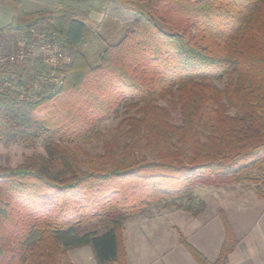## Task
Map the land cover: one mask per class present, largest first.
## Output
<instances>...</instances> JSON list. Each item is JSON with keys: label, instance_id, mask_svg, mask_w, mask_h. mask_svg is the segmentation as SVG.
<instances>
[{"label": "trees", "instance_id": "trees-1", "mask_svg": "<svg viewBox=\"0 0 264 264\" xmlns=\"http://www.w3.org/2000/svg\"><path fill=\"white\" fill-rule=\"evenodd\" d=\"M1 1L0 145L45 154L0 163V264H75L85 247L97 264H128L125 225L156 210L199 218L197 187L248 184L264 203V0ZM113 3L133 20L101 22L88 41ZM119 116L122 138L85 169L78 144ZM217 217L213 263L178 232L196 264H229L240 242Z\"/></svg>", "mask_w": 264, "mask_h": 264}, {"label": "rangeland", "instance_id": "rangeland-1", "mask_svg": "<svg viewBox=\"0 0 264 264\" xmlns=\"http://www.w3.org/2000/svg\"><path fill=\"white\" fill-rule=\"evenodd\" d=\"M20 1L23 3L25 10L28 12H34L41 9H50L55 5L51 0ZM92 16L93 17H91V22L88 24L90 32V37L88 41L91 40L90 38H93V36L97 37V32L104 34V31L102 30L104 28H98V24H100L101 22L106 23L108 28H113L115 24H112V22H120L125 24L133 20V17L130 14L123 12L120 7L114 3L106 14H93ZM11 19V10L7 6L3 5V7L0 9V28L6 26L11 21ZM43 52L46 54L47 51H45L44 48L40 50H34L33 56H37ZM47 53L51 55L50 52ZM90 54L92 55L91 59L96 62V52L92 50ZM173 118L175 121L178 120V115L175 111H173ZM121 121L122 116H119V118H112L108 122L104 123V125L102 126V138L100 140L93 141L88 144H78L77 149L81 156L85 169H88L90 164L96 163L98 158L103 154V147L107 141L118 140L122 138L123 130L121 129ZM38 154H45V149L41 142L37 143L36 146L32 148H27L24 145H0V163L2 165L9 166L12 168H16L17 166L22 164L26 158ZM253 191L254 188L248 184L231 186L226 189L220 190L210 187H197L194 191L195 195L200 196L203 200H205L207 204L205 212L201 215L198 220L199 223H208L209 221H212L211 223H217V212L218 210L222 209L226 213L232 228L234 226L233 230L235 229L236 233H238L239 235H241L243 232L255 230V226H258L260 221L261 223L264 222V203L257 200L256 195ZM159 211L161 214L157 215ZM159 211H154V215L152 218H138L134 221H131L132 223L129 222L130 224L127 223L125 225V248L127 246L126 240L128 239L126 236V230L130 229V232H132V226H137L140 224L143 225L148 222L155 226V219L158 216L167 213L161 210ZM177 215L178 216L176 217L181 220L188 221L191 219L182 212H178ZM262 227H264V225H262ZM130 242L133 243V240H128V244L132 245ZM69 258L75 264H97L94 259L92 250L89 247L70 251Z\"/></svg>", "mask_w": 264, "mask_h": 264}, {"label": "crops", "instance_id": "crops-1", "mask_svg": "<svg viewBox=\"0 0 264 264\" xmlns=\"http://www.w3.org/2000/svg\"><path fill=\"white\" fill-rule=\"evenodd\" d=\"M3 5L0 0V9ZM176 216H178L177 213L163 214L155 219V226L148 222L132 226V232L127 229V235H125L128 238L126 240L128 264H196L180 244L179 231L193 247L213 263L218 257L224 238L218 217L216 216L217 223H211L212 221L199 223L201 216L188 221ZM262 225L264 222L260 221L259 225L255 226V230L243 232L241 235L234 229L240 242L229 256V264H264V227ZM128 240H133V243L130 242L132 245L128 244Z\"/></svg>", "mask_w": 264, "mask_h": 264}]
</instances>
